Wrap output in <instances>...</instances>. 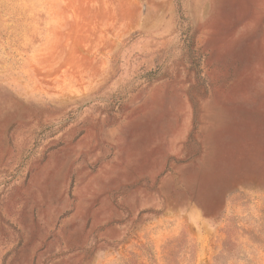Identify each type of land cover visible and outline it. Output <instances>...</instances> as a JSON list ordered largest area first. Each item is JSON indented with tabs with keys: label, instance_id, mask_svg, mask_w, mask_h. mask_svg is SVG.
<instances>
[{
	"label": "rangeland",
	"instance_id": "1",
	"mask_svg": "<svg viewBox=\"0 0 264 264\" xmlns=\"http://www.w3.org/2000/svg\"><path fill=\"white\" fill-rule=\"evenodd\" d=\"M0 264H264V0H0Z\"/></svg>",
	"mask_w": 264,
	"mask_h": 264
}]
</instances>
